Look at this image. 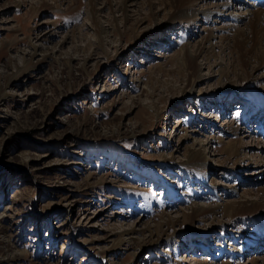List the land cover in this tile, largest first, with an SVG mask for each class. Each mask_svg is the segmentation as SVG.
Returning a JSON list of instances; mask_svg holds the SVG:
<instances>
[{
    "label": "rangeland",
    "instance_id": "obj_1",
    "mask_svg": "<svg viewBox=\"0 0 264 264\" xmlns=\"http://www.w3.org/2000/svg\"><path fill=\"white\" fill-rule=\"evenodd\" d=\"M113 1L0 0V264H264V242L244 249L264 217V64L240 66L222 29L257 1L190 24L158 5L151 15L148 0L112 15ZM97 23L113 26L103 49ZM210 34L213 53L188 80L174 58ZM195 147L208 154L193 172ZM248 199V217H181ZM168 216L152 242L143 228Z\"/></svg>",
    "mask_w": 264,
    "mask_h": 264
},
{
    "label": "bare ground",
    "instance_id": "obj_2",
    "mask_svg": "<svg viewBox=\"0 0 264 264\" xmlns=\"http://www.w3.org/2000/svg\"><path fill=\"white\" fill-rule=\"evenodd\" d=\"M90 8L92 9L96 2V0H88ZM149 1V0H148ZM146 3V6L144 7L145 11L149 12L151 15H156L154 12V7L156 5L162 6L161 10H168L171 14L169 18L170 23H179V24H190L193 22L194 18L197 14H203L206 16L216 15L219 14L222 16V19L224 20L225 16L224 13L227 12V10L232 5L230 1L232 0H212V1H218L220 3L214 4V9L206 8L204 11H198L196 10V5L201 4L204 0H154L155 2H148ZM130 0H119V1H113L110 2V6L108 10L112 15L115 14H121L127 16L129 13L128 8L131 5ZM239 4V3H238ZM253 8L245 7L243 5H235L239 6L237 9V13H233L232 15H228V20H232V24L228 23L227 25H224L222 29H228L229 30V36L225 38L226 43L225 47L230 48L233 50L236 60L238 64H241L240 66H243L244 63L253 61L255 64H264V0H257V3L252 4ZM262 9V10H261ZM92 10H95L92 9ZM167 11V12H168ZM146 12V13H147ZM93 13V12H92ZM98 14V13H97ZM142 14V13H140ZM238 15L241 16L238 18V20H248V23H244V26L242 28L238 27L234 22H238V20H235L234 16ZM117 18V17H115ZM98 19V18H97ZM111 25V26H110ZM108 26H104L100 23L96 24V32H97V46L98 48H104L110 44L109 41V30L111 28L113 29L112 24ZM233 29V32L231 31ZM109 33V34H108ZM231 36V37H230ZM210 38H212V35H208L205 38V44L202 45V42L197 43L190 49L187 47H183L181 50V53L179 56L176 55L174 58L175 61L180 65L181 72L185 73V75L188 77V80H191L195 82L194 78L197 75L198 70L194 67V61L197 57L203 56L208 57L213 53V48L211 46L206 45L207 42H209ZM33 46V45H32ZM34 53L37 51V48L34 46ZM33 53V54H34ZM246 65V64H245ZM192 86V85H191ZM191 94L188 96L190 97ZM255 106H263L264 105V93L262 90L259 92H255ZM243 117V116H242ZM259 124L263 125V122H260ZM260 125V127H261ZM230 133L234 132L233 126H228ZM262 129L264 130V125L262 126ZM260 131V134L264 136V131ZM259 142H255V145H257ZM233 143L228 146L230 147L229 150L232 154H235L238 152L237 146H232ZM240 151V150H239ZM188 154V153H187ZM207 152L206 150L202 148H192L188 154V159L186 161L185 166L189 169L194 171H199L203 167H205V163L207 160ZM257 168H260L259 166ZM261 168H264V166H261ZM239 169V167H238ZM262 170L260 171V173ZM206 174H213L212 168L206 167L203 169V176ZM204 178V177H203ZM202 180L204 181V179ZM207 184V182H205ZM208 186H211L207 184ZM212 189H216V186L212 184ZM258 208V204L254 201H251L248 199V201L243 202V200H237L233 201L231 203H227L223 205L222 208L219 206H209V207H203L201 205H194L191 207V213L190 214H182L181 217L188 219V220H195L198 218L206 217L207 215H218L221 214L224 219H235L240 217H248L252 214H255V211ZM261 213H264V205L261 208ZM221 210V211H220ZM220 211V212H219ZM264 216V215H263ZM177 217H162L160 219V222L153 225H147L143 228V230H147L149 233V237L152 239V242H154V238H157L156 240H159L161 235H166V232L163 230L165 227L168 229V231H171L173 228L174 223H176ZM262 220H257V227L259 233L253 234L249 237H246V243L244 244V249L254 250V248L259 247V244L261 242H264V217L261 218ZM179 221V220H178ZM219 226V225H218ZM224 226V225H222ZM223 228V227H222ZM135 228L129 229V230H123L118 235L117 243L122 241V238L124 236H130L135 232ZM211 231V229L208 230V232ZM260 234V235H258ZM240 255V251H236L234 255ZM258 260H250L249 264H256Z\"/></svg>",
    "mask_w": 264,
    "mask_h": 264
}]
</instances>
